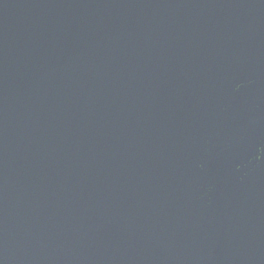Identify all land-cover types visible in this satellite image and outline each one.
<instances>
[{
	"label": "water",
	"instance_id": "95a60500",
	"mask_svg": "<svg viewBox=\"0 0 264 264\" xmlns=\"http://www.w3.org/2000/svg\"><path fill=\"white\" fill-rule=\"evenodd\" d=\"M0 264H264V0H0Z\"/></svg>",
	"mask_w": 264,
	"mask_h": 264
}]
</instances>
